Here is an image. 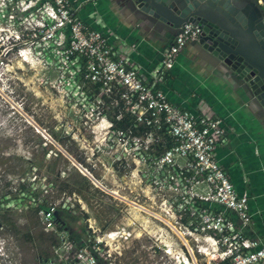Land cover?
Masks as SVG:
<instances>
[{"label":"built area","instance_id":"built-area-1","mask_svg":"<svg viewBox=\"0 0 264 264\" xmlns=\"http://www.w3.org/2000/svg\"><path fill=\"white\" fill-rule=\"evenodd\" d=\"M256 1L264 8V0ZM0 19L18 28L15 39L9 38L25 45L19 54L31 50L45 64L63 73L67 70L71 89L86 93L88 88L85 96H97V107L115 109L114 119L124 126H115L104 116V130L99 132L102 145L116 166L133 161L129 177L142 172L138 175L143 191H149L145 196L152 201V196L166 195L161 202L164 208L169 202L166 210L153 213L119 196L128 209L139 207L150 220L162 224L157 227L155 246L150 247L154 252L165 253L171 264H264V241L245 232L251 219L249 194L235 189L217 157V147L230 133L223 117L178 106L163 89L144 82L137 67L118 56L108 36L75 15L70 0H0ZM200 32L198 24L182 25L157 62L155 81L173 67L182 49ZM139 164L141 169L135 170ZM87 176L93 178L89 171ZM135 183L129 179V187ZM130 211L120 225L101 233L87 218L82 243L77 244L54 222V205L40 210L42 230L55 239L42 264H117L123 242L149 235L152 228V221L138 220ZM171 234L180 245L167 241ZM5 243L0 237V264L7 257Z\"/></svg>","mask_w":264,"mask_h":264},{"label":"rangeland","instance_id":"rangeland-1","mask_svg":"<svg viewBox=\"0 0 264 264\" xmlns=\"http://www.w3.org/2000/svg\"><path fill=\"white\" fill-rule=\"evenodd\" d=\"M17 31L16 26L5 25L0 19V237L6 239L7 253L2 264H42L43 258H49L55 239L42 230L35 209L39 204L54 205L55 211L70 206L67 214L53 220L58 225L64 221L66 227L61 228L77 244L87 218L100 228L96 233H101L125 221L130 209L138 220L152 221V228L149 235L123 242L122 256L116 263L171 264L169 256L150 248L155 246L157 227L162 224L150 220L141 208L128 209L120 201L119 196H124L153 213L169 206V202L166 208L161 204L166 195L151 194L152 201L147 197L149 191H143L138 175L142 172L129 177L133 161L116 166L111 152L102 145V119H112L115 109L110 105L97 107V96H85L88 88L86 93L71 89L67 70L63 73L45 64L31 50L19 54L25 45L9 38L15 39ZM62 73L65 78H61ZM130 178L136 183L129 187ZM167 241L180 245L173 234Z\"/></svg>","mask_w":264,"mask_h":264},{"label":"crops","instance_id":"crops-1","mask_svg":"<svg viewBox=\"0 0 264 264\" xmlns=\"http://www.w3.org/2000/svg\"><path fill=\"white\" fill-rule=\"evenodd\" d=\"M70 2L75 15L108 36L118 56L137 67L144 82L163 89L178 106L226 120L230 133L227 141L217 147V157L235 189L249 194L251 219L245 230L247 236L264 241V132L259 116L245 105L243 95L236 92L225 75L199 59L190 42L173 67L155 81L157 62L175 34H153L143 29L125 8L124 0Z\"/></svg>","mask_w":264,"mask_h":264},{"label":"water","instance_id":"water-1","mask_svg":"<svg viewBox=\"0 0 264 264\" xmlns=\"http://www.w3.org/2000/svg\"><path fill=\"white\" fill-rule=\"evenodd\" d=\"M256 0H124L138 25L153 34H177L187 22L201 26L189 44L226 76L264 132V8Z\"/></svg>","mask_w":264,"mask_h":264},{"label":"trees","instance_id":"trees-1","mask_svg":"<svg viewBox=\"0 0 264 264\" xmlns=\"http://www.w3.org/2000/svg\"><path fill=\"white\" fill-rule=\"evenodd\" d=\"M114 124H115V126H118V127H123L124 126V124H123V122L122 121H117V120H115L114 119V116L112 117V119H110ZM48 207H44V206H42V205H37V207L35 208L36 209V211L37 212H39L40 210H46ZM59 209H63V210H59ZM68 210H66V209H64V208H62V207H60V208H58L54 213H53V218L54 219H56V220H58L59 219V216L61 215V214H67L68 212H67ZM65 218V215H63V219ZM77 223H79V221L77 222ZM62 226V228H64V227H66L65 226V223H64V221H61V224H60V227ZM73 229L74 230H76V231H78V232H82V231H80L79 229L77 230L76 229V226H74L73 227ZM84 233H85V230H83V235H82V238L84 237ZM70 237V236H69ZM71 238V237H70ZM82 238H81V241H79V244H81L82 243ZM72 239V238H71Z\"/></svg>","mask_w":264,"mask_h":264},{"label":"flooded vegetation","instance_id":"flooded-vegetation-1","mask_svg":"<svg viewBox=\"0 0 264 264\" xmlns=\"http://www.w3.org/2000/svg\"><path fill=\"white\" fill-rule=\"evenodd\" d=\"M257 3V1H255ZM261 8H263L262 6H260Z\"/></svg>","mask_w":264,"mask_h":264}]
</instances>
